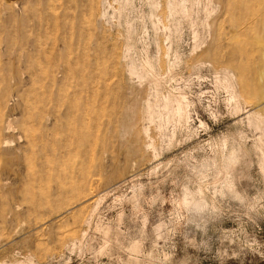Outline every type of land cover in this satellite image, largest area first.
Masks as SVG:
<instances>
[{
    "label": "rangeland",
    "instance_id": "obj_1",
    "mask_svg": "<svg viewBox=\"0 0 264 264\" xmlns=\"http://www.w3.org/2000/svg\"><path fill=\"white\" fill-rule=\"evenodd\" d=\"M263 118L264 0H0V264H264Z\"/></svg>",
    "mask_w": 264,
    "mask_h": 264
},
{
    "label": "bare ground",
    "instance_id": "obj_2",
    "mask_svg": "<svg viewBox=\"0 0 264 264\" xmlns=\"http://www.w3.org/2000/svg\"><path fill=\"white\" fill-rule=\"evenodd\" d=\"M131 63V62H130ZM132 65V64H131ZM138 65V64H137ZM146 65L147 66H149V62H147L146 63ZM151 65V64H150ZM152 67V66H151ZM135 68V65H134V67H131L130 68V76L132 75V76H135L136 78H137V81H138V79H143V76L142 75H144V74H141L140 72H136V70L134 69ZM147 68V67H146ZM137 69H139L138 67H137ZM140 69H143V67L142 68H140ZM149 70V69H148ZM128 71H129V68H128ZM142 72H143V70H142ZM139 73V74H138ZM146 73H147V71H146ZM157 73V72H156ZM129 74V73H128ZM154 74V73H153ZM155 75V74H154ZM129 76V75H128ZM130 79L132 78V77H129ZM134 78V77H133ZM145 78V77H144ZM175 79V78H174ZM147 80V79H146ZM155 80V79H154ZM131 81V80H130ZM158 81V80H157ZM232 81V80H231ZM133 83V82H132ZM131 84V83H130ZM109 85V84H108ZM156 85V84H155ZM106 86V85H105ZM131 86V85H130ZM108 87V86H107ZM137 87V86H136ZM106 88V87H105ZM155 88V87H154ZM157 88V87H156ZM137 89V88H136ZM249 89V88H248ZM153 90V89H152ZM156 90V89H155ZM155 93V92H154ZM168 93V92H167ZM176 93V92H175ZM235 93V92H234ZM157 94H159V93H157ZM170 94V93H169ZM168 94V95H169ZM180 94V93H179ZM108 95V94H107ZM107 95H106V97H107ZM155 95V94H154ZM166 95V94H165ZM151 96H153V95H151ZM157 96L158 95H156L155 96V98H154V96H153V98L154 99H152L151 97V99L153 100L151 103L148 101L147 103H146V106H145V108H146V115H148L147 116V118H149V120H156V119H158V118H160V116L161 115H166L164 118H166L167 116H173L172 118H178L179 120H180V118H184V120H185V118H186V120L184 121L185 123H187L188 124V120H189V117H188V115H187V113H186V111H187V108H190V107H188L189 106V103L188 102H186V99L185 98H181L180 99V101L178 100V99H176V98H172V97H164L162 100H160L159 98H157ZM176 96H177V94H176ZM233 96V95H232ZM96 97H98V99H99V95L97 94L96 95ZM124 97H125V95H124ZM123 97V98H124ZM137 97V96H136ZM159 97H160V95H159ZM234 97V96H233ZM232 97V98H233ZM108 98V97H107ZM160 98H162V97H160ZM231 98V97H230ZM107 100V99H106ZM126 100V99H125ZM148 100H149V98H148ZM98 101H100V100H98ZM108 101V100H107ZM233 101H234V98H233ZM135 102V100H134V98L132 97L131 98V96L129 95V97H128V99L125 101V103L124 104H122L121 106H120V108H119V110L121 109V113H117V114H119L118 116L119 117H117L118 118V120H117V122H116V124H119V127H121V129L118 131L119 133H121V138H119L120 140H118V146H117V148H115V147H112V144H110V142H111V139L113 138H111L110 136L107 138V136H106V138L105 139H107L108 141V150H106L105 151V154H106V158H108V159H106L107 160V162L109 163L108 164V167H107V170L109 171L107 174H106V177L103 179V181L102 182H104L108 177H110V176H112V175H115V173H116V171H117V169L118 168H121L120 166H126L130 161L132 162V163H137V159H136V154L135 153H137V151H136V149H134L133 150V147H132V145L130 146V144H131V142H130V139L129 138H125L126 137V135L129 133V126H128V123L130 122V120H132L133 118H134V114H133V111H134V109L135 108H131V106L129 107L128 105H130V104H133ZM102 103V102H101ZM99 104V103H98ZM104 104V103H103ZM113 104V103H112ZM111 104V106L113 107H115V105L113 104L112 105ZM237 104V103H236ZM95 105H97L96 103H95ZM108 105V104H107ZM117 106V105H116ZM144 106V105H143ZM238 106V105H237ZM96 108V107H95ZM109 108H111V107H109ZM144 108V107H143ZM107 109V108H106ZM112 109V108H111ZM95 111V110H94ZM108 111V110H107ZM112 111V110H111ZM113 111H114V109H113ZM190 111V110H189ZM101 109H100V106H98V108H96V116H95V118H94V120H96V124H95V126H96V132H95V134H94V139H93V144H94V150L93 151H95L94 153L95 154H97V157L95 158V159H97L96 161H98V162H101L102 160H101V156H100V154L102 153H100V150L101 149H103L102 148V146H104V143H103V145H101V144H99L100 143V141L102 140V137H105V136H102L101 137V135H100V130H99V126H100V123H101V117L102 116H104V115H102L101 116ZM110 112V111H109ZM115 112V111H114ZM117 112H120V111H117ZM145 112V111H144ZM113 112H111V114H112ZM115 114H116V112H115ZM117 114H116V116H117ZM108 115H110V113L108 114ZM256 115H258V114H256ZM112 116H114V113L112 114ZM111 116V117H112ZM259 116V115H258ZM106 118L105 119H108L107 117L108 116H105ZM260 117V116H259ZM170 118V117H169ZM114 119V118H113ZM113 119H112V121H113ZM163 119V118H162ZM264 119V118H263ZM109 120H111V119H109ZM159 120V119H158ZM161 120V119H160ZM159 120V121H160ZM173 120V119H172ZM183 120V119H182ZM181 120V121H182ZM106 121H108V120H106ZM166 121V120H165ZM168 121V120H167ZM95 122V121H94ZM183 122V123H184ZM107 123V122H106ZM184 123V124H185ZM115 124V125H116ZM183 124V125H184ZM103 125V124H102ZM261 125V124H260ZM260 125H259V127H260ZM263 125H264V123H263ZM94 126V127H95ZM106 126V125H105ZM111 126V123H110V125H109V127ZM201 126H203V124L201 123ZM102 127V126H101ZM257 127V126H256ZM108 128V127H107ZM112 129V128H111ZM144 129V128H143ZM111 131V130H110ZM148 129H144V131L143 132H145V133H147L148 134ZM105 132H107V131H105ZM111 133V132H110ZM110 133H107V135L109 134L110 135ZM144 135V134H143ZM147 137V136H146ZM93 138V137H92ZM110 138V139H109ZM114 139H115V137H114ZM104 142V141H103ZM101 145V146H100ZM111 145V146H110ZM149 145V144H148ZM106 146V145H105ZM147 146V145H146ZM149 146H152V145H149ZM153 147V146H152ZM151 147V148H152ZM151 150V149H150ZM140 151V150H139ZM233 157V156H232ZM101 160V161H100ZM263 160V159H262ZM116 165H120V166H116ZM122 171V170H121ZM94 184V183H93ZM92 186V185H91ZM95 186V185H94ZM107 190V189H106ZM110 191V190H109ZM108 191V192H109ZM100 195H101V193H100ZM103 198V197H102ZM99 200V199H98ZM104 200V199H103ZM97 202V201H96ZM93 204H95V203H93ZM97 204V203H96ZM100 204V203H99ZM97 207V206H96ZM95 207V208H96ZM192 207L194 208V209H196V210H199V209H201L202 207H203V204L201 203V202H196V203H193L192 204ZM94 210V209H93ZM92 213V212H91ZM93 213H94V211H93ZM89 217V216H88Z\"/></svg>",
    "mask_w": 264,
    "mask_h": 264
}]
</instances>
